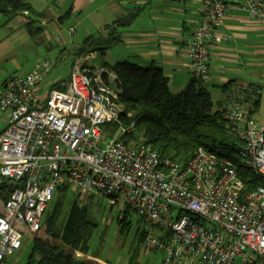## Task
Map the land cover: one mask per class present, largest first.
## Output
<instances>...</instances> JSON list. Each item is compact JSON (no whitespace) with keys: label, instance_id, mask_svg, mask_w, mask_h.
Returning a JSON list of instances; mask_svg holds the SVG:
<instances>
[{"label":"built area","instance_id":"built-area-1","mask_svg":"<svg viewBox=\"0 0 264 264\" xmlns=\"http://www.w3.org/2000/svg\"><path fill=\"white\" fill-rule=\"evenodd\" d=\"M229 8L264 27V0H203L186 41L192 75L203 82ZM53 65L39 61L0 87V179L14 186L0 213V264L38 232L63 186L132 209L148 223L145 247L161 251L163 264H264V186L244 194L233 164L202 147L186 163L160 158L135 139L137 121L119 102L116 76L83 57L60 89L42 92ZM224 119L242 141L245 164L264 180V123L246 108L230 107Z\"/></svg>","mask_w":264,"mask_h":264},{"label":"crops","instance_id":"crops-1","mask_svg":"<svg viewBox=\"0 0 264 264\" xmlns=\"http://www.w3.org/2000/svg\"><path fill=\"white\" fill-rule=\"evenodd\" d=\"M25 1L33 10L26 17L27 21L31 15L40 21V27L35 24L32 29L34 34L25 23L31 37L39 35L43 41H52L51 36L59 34L63 38L61 44L65 46L73 43L79 32L81 38H85L84 45L89 37L98 38L103 34L107 38L109 31L106 28L122 19L128 24L114 26L116 30H111L119 39L105 52L107 64L130 62L141 67L155 64L165 73L173 94L181 93L193 79L186 41L200 21L203 0ZM5 17L0 14V21ZM6 18L9 21L13 17ZM66 20H69L68 26ZM65 27L68 40L62 34ZM72 28L74 32H71ZM218 36L220 41L210 45V78L205 82L213 98V112H225L230 107L246 108L251 112L255 102L261 101L264 86V27L247 12L229 8ZM88 51L89 48L85 54ZM77 53L74 60L82 58ZM61 82L65 81H48L41 91L46 92ZM249 90L253 95L247 94Z\"/></svg>","mask_w":264,"mask_h":264},{"label":"trees","instance_id":"trees-1","mask_svg":"<svg viewBox=\"0 0 264 264\" xmlns=\"http://www.w3.org/2000/svg\"><path fill=\"white\" fill-rule=\"evenodd\" d=\"M25 11L33 13L25 0H0L1 15L14 17ZM124 24L128 23L121 19L108 26L107 38L103 34L98 38H87L77 54L82 55L94 45L105 55L106 50L119 39L111 30ZM34 25L35 21L29 18L26 27L30 32ZM35 33L38 34L39 30H35ZM104 67L116 76L121 86L119 102L137 121L135 139L150 144L160 158H174L186 163L202 147L220 162L230 161L233 164L245 184L244 194L264 186L263 178L255 174L241 157L242 141L224 119L225 112H213V98L205 82L193 77L181 93L173 94L168 78L155 64L141 67L130 62H119L113 65L105 63ZM53 88L60 89L59 85ZM259 106L260 100L255 102L251 113L257 112ZM69 189L63 186L60 191L64 195ZM13 190L11 183L0 179V213ZM73 194L75 198L68 216L61 223L62 200L50 205L41 228L31 236L32 250L28 264H96L89 255V240L97 224L89 207L82 203L83 195L74 190ZM120 212L118 221L122 228L129 226L128 215H135L139 219L138 235L140 241L145 243L148 223L130 208ZM253 264L262 263L258 258Z\"/></svg>","mask_w":264,"mask_h":264},{"label":"rangeland","instance_id":"rangeland-1","mask_svg":"<svg viewBox=\"0 0 264 264\" xmlns=\"http://www.w3.org/2000/svg\"><path fill=\"white\" fill-rule=\"evenodd\" d=\"M26 17L21 14L14 16L9 21L6 17L0 21V87L9 78L31 72L41 60L55 62L42 85L48 81L54 82L59 79L67 81L71 74V64L76 57L75 53L83 46L85 38H81L78 32L73 43L63 46L62 42L55 41L56 35L51 36L52 41L46 39L43 41L39 35L31 37L25 28ZM31 19L35 21L36 26L40 27L37 16L31 15ZM68 21L66 20L67 26ZM65 28L62 34L68 40L67 27ZM97 48L94 45L90 46L91 53L88 51L87 54L83 53L80 57H83L90 66L101 68L108 61ZM87 55H92V57L86 60ZM113 86H115L114 83ZM254 117L259 123H264V86L259 111L254 114ZM72 189L71 191L69 189V192L64 195L58 189L54 203L50 204L53 206L60 199L63 202L59 223L68 216L71 203L75 198ZM74 191L79 192V189L76 188ZM82 200V203L89 207L97 224L89 240V255L95 259L96 264H163V253L148 250L140 241L139 219L135 215H128L129 226L122 228L118 221L121 214L120 209L111 207L106 198L97 194H86ZM31 250L32 237L25 236L20 251L11 255L4 264H28Z\"/></svg>","mask_w":264,"mask_h":264}]
</instances>
